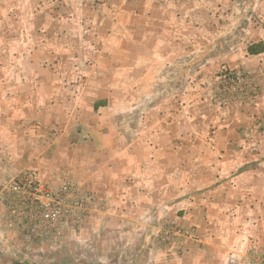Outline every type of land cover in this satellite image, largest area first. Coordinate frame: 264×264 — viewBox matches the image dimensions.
Instances as JSON below:
<instances>
[{
	"label": "rangeland",
	"instance_id": "1",
	"mask_svg": "<svg viewBox=\"0 0 264 264\" xmlns=\"http://www.w3.org/2000/svg\"><path fill=\"white\" fill-rule=\"evenodd\" d=\"M137 1L0 0V162L20 165L0 175V264H151L206 241L264 264V0H225L227 32L171 52L113 24ZM32 171L58 195L48 236L8 222Z\"/></svg>",
	"mask_w": 264,
	"mask_h": 264
},
{
	"label": "crops",
	"instance_id": "2",
	"mask_svg": "<svg viewBox=\"0 0 264 264\" xmlns=\"http://www.w3.org/2000/svg\"><path fill=\"white\" fill-rule=\"evenodd\" d=\"M225 0H138L126 11L123 9L117 13L114 23H120L125 26H139L141 28V35L148 32L147 36H156V41L164 44H174L170 46V51L176 48L175 44L179 42L192 43L195 40L197 33L203 32L202 35L206 34V31L216 28L220 30L217 33L227 32L231 20H238V15H234L235 10L230 6H226ZM123 23L119 22V18H123ZM140 20V21H139ZM137 22H140L139 25ZM112 24V25H113ZM154 28V29H151ZM152 30V31H151ZM166 50L162 55L168 56ZM83 143L88 145L90 140H84ZM82 144V143H79ZM81 145H79L80 147ZM102 144V151L106 148ZM87 152L96 154L99 150ZM107 154L106 151L103 152ZM10 159L7 162L0 164V175L5 176L7 179L10 175H13L18 171L20 165L9 164ZM3 166V167H2ZM0 223H2L0 221ZM109 233L112 231H118L117 227L108 229ZM0 235L5 239L6 243L0 245V250L14 249L12 239L14 237V231L7 228H0ZM108 235V234H107ZM207 240V238H206ZM211 240V239H210ZM9 242V246H8ZM210 243H206L202 246L194 245L190 242L180 244L182 250L179 257L173 259H167L165 254H161L159 259L154 260L151 264H235V261L229 260V254L226 257L214 252L210 248ZM201 247H204L201 248ZM201 248V249H200ZM207 248L209 250H207ZM215 253V255L213 254ZM216 258V259H215ZM220 258V259H219ZM219 260V261H218ZM245 255L240 258L239 264H246Z\"/></svg>",
	"mask_w": 264,
	"mask_h": 264
},
{
	"label": "built area",
	"instance_id": "3",
	"mask_svg": "<svg viewBox=\"0 0 264 264\" xmlns=\"http://www.w3.org/2000/svg\"><path fill=\"white\" fill-rule=\"evenodd\" d=\"M5 206L8 209L9 225L17 226L24 223L23 216L28 226L27 231L35 236H48L52 232V225L59 220V211L53 202L58 198L49 185L40 182L34 172L20 175L12 180L8 188ZM20 207L23 208L19 212Z\"/></svg>",
	"mask_w": 264,
	"mask_h": 264
}]
</instances>
